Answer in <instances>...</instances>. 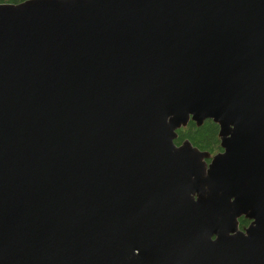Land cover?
<instances>
[{
	"label": "water",
	"instance_id": "water-1",
	"mask_svg": "<svg viewBox=\"0 0 264 264\" xmlns=\"http://www.w3.org/2000/svg\"><path fill=\"white\" fill-rule=\"evenodd\" d=\"M0 264H264V0L0 1Z\"/></svg>",
	"mask_w": 264,
	"mask_h": 264
},
{
	"label": "trees",
	"instance_id": "trees-1",
	"mask_svg": "<svg viewBox=\"0 0 264 264\" xmlns=\"http://www.w3.org/2000/svg\"><path fill=\"white\" fill-rule=\"evenodd\" d=\"M0 1H14L21 0H0ZM185 138H190L191 141L198 145L201 149L210 150L211 153H216L222 150L221 140L219 136V123L211 118L198 125L195 120L191 119L186 125L178 128L177 143H181ZM248 223V219L244 216L240 218V225L244 227Z\"/></svg>",
	"mask_w": 264,
	"mask_h": 264
},
{
	"label": "flooded vegetation",
	"instance_id": "flooded-vegetation-1",
	"mask_svg": "<svg viewBox=\"0 0 264 264\" xmlns=\"http://www.w3.org/2000/svg\"><path fill=\"white\" fill-rule=\"evenodd\" d=\"M245 217V216H244ZM241 218V217H240ZM245 219H248V223L244 226V227H242L241 225H240V222H239V225H240V227L241 228H245V227H247L248 225H249V223L251 222V219H249V218H247V217H245Z\"/></svg>",
	"mask_w": 264,
	"mask_h": 264
}]
</instances>
